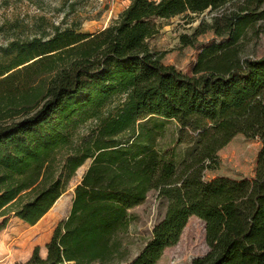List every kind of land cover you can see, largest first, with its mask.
<instances>
[{
    "label": "trees",
    "instance_id": "1",
    "mask_svg": "<svg viewBox=\"0 0 264 264\" xmlns=\"http://www.w3.org/2000/svg\"><path fill=\"white\" fill-rule=\"evenodd\" d=\"M175 5L132 0L95 34L81 32L82 22L75 20L0 45V57L8 60L0 66V120L32 111L43 98L32 115L0 123V217L5 219L0 230L10 215L37 224L65 192L66 180L91 161L46 257L36 248L23 264H119L114 262L117 236L130 224L129 211L151 191L168 199V208L127 264H157L192 216L205 221L209 246L192 264H264V174L205 184L190 173L179 185L175 166L159 160L155 150L167 120L177 121L181 135L197 134L202 157L257 127L264 160V55L245 59L240 71L230 74L217 70L213 55L224 47L217 45L202 50L196 77L164 65L163 54L149 41L160 33L157 20L167 19ZM181 39L195 46L189 36ZM125 93L128 100L103 116ZM90 119L95 127L54 177L51 155Z\"/></svg>",
    "mask_w": 264,
    "mask_h": 264
},
{
    "label": "rangeland",
    "instance_id": "2",
    "mask_svg": "<svg viewBox=\"0 0 264 264\" xmlns=\"http://www.w3.org/2000/svg\"><path fill=\"white\" fill-rule=\"evenodd\" d=\"M161 2L163 0H154ZM175 2L167 19H158L160 33L149 41L151 49L163 54L162 63L171 65L185 75L196 77L195 67L204 48L212 45L224 46L214 53L217 70L230 74L242 68L245 59H259L264 55V0H165ZM210 1V2H207ZM132 0H0V45L11 40L50 31V26H71L75 20L82 22L81 32L95 34L103 31L129 7ZM186 3V5L182 4ZM191 38L193 45H186L182 36ZM7 59L0 57V66ZM32 63V62H30ZM29 63V64H30ZM3 64V65H2ZM22 66V69L27 65ZM129 98L128 93L119 95L107 105L103 116L113 115L116 109ZM43 104L32 111L0 120L1 124L18 122L32 115ZM95 119L84 123L70 143L58 148L50 162L54 177L59 176L65 161L74 152L82 137H88L95 127ZM257 127L247 134H239L230 143L214 154L200 156L196 142L197 134L179 132L176 120L164 121L155 150L159 160L175 166L179 185L187 183L192 173L194 181L200 177L205 184L251 181L264 174V160L260 154L262 140ZM213 132L209 130L207 137ZM91 164L90 160L80 166L66 180L65 192L54 208L37 224L30 226L14 215H10L0 230V264H23L36 248L42 258L47 255L57 225L67 219L72 205L74 190ZM169 201L157 191L148 193L143 203L131 209L132 219L126 231L118 234L120 252L115 263L132 262L152 237L154 228L164 219ZM0 217V225L4 221ZM206 223L192 216L179 242L167 248L157 264H192L209 251L205 233Z\"/></svg>",
    "mask_w": 264,
    "mask_h": 264
},
{
    "label": "crops",
    "instance_id": "3",
    "mask_svg": "<svg viewBox=\"0 0 264 264\" xmlns=\"http://www.w3.org/2000/svg\"><path fill=\"white\" fill-rule=\"evenodd\" d=\"M59 199H60V198H59ZM59 199H58V200H59ZM58 200H57V201H58ZM55 204H56V203H55ZM53 208H54V206L51 208V210H52ZM51 210H50V211H51ZM50 211H49V212H50ZM49 212H48V213H49ZM48 213H47V214H48ZM47 214H46V215H47ZM46 215H45V216H46ZM45 216H44V217H45ZM44 217H43V218H44Z\"/></svg>",
    "mask_w": 264,
    "mask_h": 264
}]
</instances>
